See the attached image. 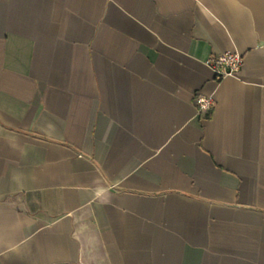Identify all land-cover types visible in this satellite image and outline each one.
I'll return each instance as SVG.
<instances>
[{
    "label": "crops",
    "instance_id": "obj_1",
    "mask_svg": "<svg viewBox=\"0 0 264 264\" xmlns=\"http://www.w3.org/2000/svg\"><path fill=\"white\" fill-rule=\"evenodd\" d=\"M0 264H264V0H0Z\"/></svg>",
    "mask_w": 264,
    "mask_h": 264
},
{
    "label": "built area",
    "instance_id": "obj_2",
    "mask_svg": "<svg viewBox=\"0 0 264 264\" xmlns=\"http://www.w3.org/2000/svg\"><path fill=\"white\" fill-rule=\"evenodd\" d=\"M205 63L220 81L227 76L239 74L244 65V57L238 52L228 51L223 54L211 55ZM193 100L196 112L204 116L212 112L216 103V97L213 93H196Z\"/></svg>",
    "mask_w": 264,
    "mask_h": 264
}]
</instances>
